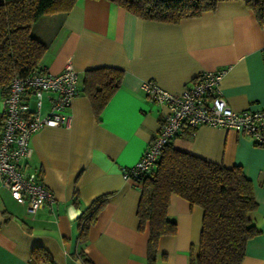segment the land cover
Returning <instances> with one entry per match:
<instances>
[{"label":"crops","instance_id":"obj_1","mask_svg":"<svg viewBox=\"0 0 264 264\" xmlns=\"http://www.w3.org/2000/svg\"><path fill=\"white\" fill-rule=\"evenodd\" d=\"M30 33L47 46L38 67L59 74L71 65L78 93L68 127L42 128L30 139L28 168L51 191L53 204L30 217L0 187V264H30L36 247L52 259L38 264H84L80 252L92 264H146L148 232L138 231L136 218L140 184L124 180L121 171L140 159L166 109L141 85L153 81L180 93L204 72L223 71L219 90L232 110L264 108V24L241 1L163 23L138 18L110 0H77L67 13L41 17ZM99 67L121 69L123 76L96 117L82 89L85 72ZM2 97L0 91V119ZM185 128L170 142L174 149L240 166L251 181L256 209L250 219L259 233L248 240L241 264H264V149L231 129L199 126L187 135ZM103 195L106 203L80 243L82 211ZM166 213L176 232L158 240L156 264H188L202 210L172 195Z\"/></svg>","mask_w":264,"mask_h":264},{"label":"trees","instance_id":"obj_2","mask_svg":"<svg viewBox=\"0 0 264 264\" xmlns=\"http://www.w3.org/2000/svg\"><path fill=\"white\" fill-rule=\"evenodd\" d=\"M77 0H0V91L6 94L11 80L30 75L47 46L30 33L41 17L69 12ZM144 19L178 23L204 12L214 11L222 1H241L258 24H264V0H110ZM123 71L99 67L85 72L83 92L97 117L120 87ZM192 135L195 128H185ZM136 208L137 229L148 232L146 264H156V246L163 236L176 232L168 219L170 198L176 195L190 206L202 210L201 230L195 247L188 254V264H241L248 240L259 231L251 223L256 209L253 187L240 166L225 167L166 145L153 168L141 177ZM107 200L103 195L85 207L78 220L79 242ZM84 264H92L80 252ZM164 258V256L162 255ZM50 262V255L36 247L30 264Z\"/></svg>","mask_w":264,"mask_h":264},{"label":"built area","instance_id":"obj_3","mask_svg":"<svg viewBox=\"0 0 264 264\" xmlns=\"http://www.w3.org/2000/svg\"><path fill=\"white\" fill-rule=\"evenodd\" d=\"M260 52L264 61V47ZM222 76L223 71L204 72L180 93L165 91L153 81L142 83L141 89L166 111L140 159L122 169L124 180L139 183L153 168L162 149L184 127L231 129L264 149V108L232 110L219 90ZM77 82V72L69 64L59 74H50L38 67L28 76L14 77L2 97L0 187L17 204L25 206L30 217L54 202L53 194L37 171L28 168L32 156L31 136L42 128L69 126V110L78 93ZM45 103L49 105L44 111Z\"/></svg>","mask_w":264,"mask_h":264},{"label":"rangeland","instance_id":"obj_4","mask_svg":"<svg viewBox=\"0 0 264 264\" xmlns=\"http://www.w3.org/2000/svg\"><path fill=\"white\" fill-rule=\"evenodd\" d=\"M50 16V15H49Z\"/></svg>","mask_w":264,"mask_h":264}]
</instances>
